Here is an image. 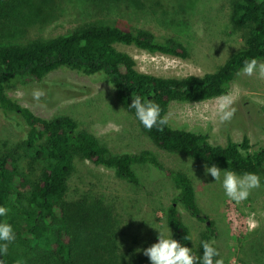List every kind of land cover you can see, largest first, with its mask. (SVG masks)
<instances>
[{
    "label": "rangeland",
    "instance_id": "rangeland-1",
    "mask_svg": "<svg viewBox=\"0 0 264 264\" xmlns=\"http://www.w3.org/2000/svg\"><path fill=\"white\" fill-rule=\"evenodd\" d=\"M171 1L173 7L159 11L148 7L143 0H20L14 7L0 10V43L50 38L95 21L145 28L159 37L174 38L189 50V57L182 59L117 44L136 59L141 71L161 76L203 75L216 70L244 46L243 30L234 28L230 20L232 0ZM259 61L264 62V59ZM34 89H42L46 94L36 101L32 95ZM233 89L237 93L234 105L237 111L231 122L221 124L218 118H213L216 97L196 102H171L167 114L169 122L207 133L213 144H226L228 136L240 142L247 134L250 150L259 149L264 146V79L242 75L240 70L231 83L230 90ZM7 92L40 116L73 117L82 129L97 136L113 153L149 149L167 167L188 173L199 206L214 223L213 240L225 264H264L262 176L261 186L253 189L247 200L240 204L229 200L222 186L223 173L221 181L217 182L210 174L205 175L207 164L158 147L101 75L88 76L61 67L41 81L12 82ZM20 120L19 115L9 116L0 110V149L15 148L22 139L24 130L14 123ZM25 167L24 161L21 162L27 176L34 179L39 167L35 171ZM134 169L140 179L139 185L128 183L111 169L77 158L67 201L102 200L112 210L119 253L125 257H134V254L146 257L143 249L158 242L159 230L171 235L165 215L175 187L171 178L147 164H137ZM181 213L191 230L193 250H196L201 233L206 229L205 222L182 208ZM10 256L11 264H16L17 260H22L23 264L43 263L42 254L30 249L22 240L11 245Z\"/></svg>",
    "mask_w": 264,
    "mask_h": 264
},
{
    "label": "trees",
    "instance_id": "trees-1",
    "mask_svg": "<svg viewBox=\"0 0 264 264\" xmlns=\"http://www.w3.org/2000/svg\"><path fill=\"white\" fill-rule=\"evenodd\" d=\"M18 1L0 0V10L10 9ZM143 1L159 11L174 4L171 0ZM230 20L234 28L243 30L244 46L216 70L203 75L161 76L141 71L136 59L117 44L182 59L189 57V50L182 42L159 37L148 29L102 21L84 23L50 38L0 43V110L9 116L19 115L22 121L14 123L24 130L15 148L0 149V206L9 208L7 216H0V223L13 226L16 241L22 240L30 249L38 250L44 264H151L148 257L119 253L112 210L102 200L67 201L75 160L80 158L111 169L135 185L140 184L134 169L137 164H147L171 178L175 194L165 215L170 236L193 248L191 230L181 213V208L186 210L205 222L206 229L193 250L202 256V241H213L216 231L198 204L188 173L167 167L149 149L113 153L73 117L40 116L10 96L7 89L12 82L41 81L48 73L65 67L88 76H103L115 86L111 88L119 102L134 115L135 110L129 107L133 95L155 101L163 109L162 115H167L173 101H203L229 91L246 60L264 59V0H232ZM138 123L158 147L168 152L241 175L254 172L264 180V146L250 150L247 134L240 142L228 136L226 144H213L207 133L170 122L162 132L156 128L149 131L139 120ZM23 161L29 171L39 167L34 179L21 168ZM10 248L11 245L7 256L0 255L4 264H11Z\"/></svg>",
    "mask_w": 264,
    "mask_h": 264
},
{
    "label": "clouds",
    "instance_id": "clouds-1",
    "mask_svg": "<svg viewBox=\"0 0 264 264\" xmlns=\"http://www.w3.org/2000/svg\"><path fill=\"white\" fill-rule=\"evenodd\" d=\"M241 74L246 76H257L259 79H264V62L256 58L246 60ZM115 88V86L110 85ZM46 93L42 89L33 90V99L39 101ZM237 100L236 90H229L215 98V104L212 108L213 118H218L221 124L231 122L237 111L234 107ZM130 109L135 110L136 118L140 121L143 127L149 131L156 128L158 131H163L169 124V116L162 115L163 109L155 101L145 99L141 95H133ZM116 131H119L118 126H112ZM223 173L222 186L225 195L229 200L237 204L247 200L253 189L261 186L260 176L254 172H246L243 175H238L231 170H221L218 166L205 165V175H211L215 181H221ZM9 208L0 206V216H7ZM254 226V225H253ZM187 238V237H186ZM17 239L13 226L7 222L0 223V255L7 256L9 247ZM215 241H202V256L194 253L193 248H190L173 236H168L165 232L159 230L158 242L150 247L143 249V254L149 258L151 264H225L223 257L220 256L219 250L214 246ZM0 264L4 261L0 259ZM16 264H23L22 260H17Z\"/></svg>",
    "mask_w": 264,
    "mask_h": 264
}]
</instances>
